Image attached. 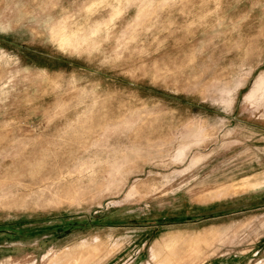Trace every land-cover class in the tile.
<instances>
[{"label":"rangeland","instance_id":"1","mask_svg":"<svg viewBox=\"0 0 264 264\" xmlns=\"http://www.w3.org/2000/svg\"><path fill=\"white\" fill-rule=\"evenodd\" d=\"M115 249L264 264V0H0V264Z\"/></svg>","mask_w":264,"mask_h":264},{"label":"crops","instance_id":"2","mask_svg":"<svg viewBox=\"0 0 264 264\" xmlns=\"http://www.w3.org/2000/svg\"><path fill=\"white\" fill-rule=\"evenodd\" d=\"M90 224H91L90 226H92L94 229L96 228L98 230L108 229L109 233L111 234V235L109 234L108 236H103L99 232H97L92 237V239L95 240L94 241L95 243H98V241L105 239L107 241H115V243L117 244L118 242L126 238L125 235H118L116 234L117 231H114V230H118V233L121 234L119 232L120 229L125 228V225H123L120 221H113V220H104L101 222L92 221V223L90 222ZM143 245L144 242H142L141 247ZM123 251H125V249H118V250L115 249L114 251H108V252L104 250L102 251V254L94 255V257L90 260L80 261L79 258H77V262L73 264H133L138 260L140 256L139 255L140 251L122 255ZM153 253L154 255L156 254L155 252ZM72 254H74L73 256H75V254L77 253H72Z\"/></svg>","mask_w":264,"mask_h":264}]
</instances>
